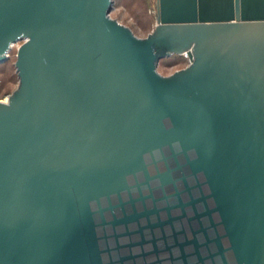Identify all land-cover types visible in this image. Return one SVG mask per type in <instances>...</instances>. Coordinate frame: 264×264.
Instances as JSON below:
<instances>
[{"label": "water", "instance_id": "obj_1", "mask_svg": "<svg viewBox=\"0 0 264 264\" xmlns=\"http://www.w3.org/2000/svg\"><path fill=\"white\" fill-rule=\"evenodd\" d=\"M111 4L0 0V264H264V0Z\"/></svg>", "mask_w": 264, "mask_h": 264}, {"label": "rangeland", "instance_id": "obj_2", "mask_svg": "<svg viewBox=\"0 0 264 264\" xmlns=\"http://www.w3.org/2000/svg\"><path fill=\"white\" fill-rule=\"evenodd\" d=\"M109 17L127 27L138 38L145 37L155 26L154 0H111ZM21 42L14 43L7 52V58L0 63V101L17 86V77L13 67L16 48ZM189 64L186 56L172 55L160 59L156 71L162 76H169Z\"/></svg>", "mask_w": 264, "mask_h": 264}, {"label": "bare ground", "instance_id": "obj_3", "mask_svg": "<svg viewBox=\"0 0 264 264\" xmlns=\"http://www.w3.org/2000/svg\"><path fill=\"white\" fill-rule=\"evenodd\" d=\"M6 101V99H4V100H1V102H5Z\"/></svg>", "mask_w": 264, "mask_h": 264}]
</instances>
